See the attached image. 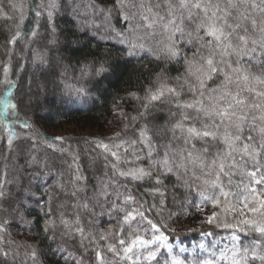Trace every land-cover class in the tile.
Wrapping results in <instances>:
<instances>
[{
    "label": "snow or ice",
    "instance_id": "snow-or-ice-1",
    "mask_svg": "<svg viewBox=\"0 0 264 264\" xmlns=\"http://www.w3.org/2000/svg\"><path fill=\"white\" fill-rule=\"evenodd\" d=\"M0 28V264H264V0H0ZM69 35L105 54L73 65ZM134 61L159 71L120 131L37 130L34 101H82ZM192 206L211 240L176 253Z\"/></svg>",
    "mask_w": 264,
    "mask_h": 264
},
{
    "label": "trees",
    "instance_id": "trees-1",
    "mask_svg": "<svg viewBox=\"0 0 264 264\" xmlns=\"http://www.w3.org/2000/svg\"><path fill=\"white\" fill-rule=\"evenodd\" d=\"M79 37L68 36L69 45L68 51L64 55L70 60L73 65L77 62H83L84 60L91 61L93 58L100 57L105 54V48L103 46L96 47L93 44L71 43L73 39ZM5 34L2 28H0V59L4 58V44ZM22 47V45H20ZM112 57L115 58L118 54L113 51ZM182 69L172 66L171 75L175 76L178 71ZM159 71V66L150 63L149 61H143L137 64L135 61L131 64L124 66L121 75L111 81L110 84L105 85L106 90H100L99 92H92L90 97L85 98L82 101H76L71 104H60L59 102H45L44 98L33 102V110L37 116H46L45 119L35 120L37 130L44 136L48 132L54 131L59 125L72 126L75 132L88 134L89 140L101 139L97 135L105 133L110 128L116 127L122 128L124 121L120 118L119 113L113 109V105L117 102L123 104L122 111L129 116L134 114L135 101L129 96L131 92L142 93L145 83L152 77L153 73ZM48 101L52 98L49 96ZM23 111V105H21ZM10 119V117H9ZM93 133V134H92ZM114 133V132H113ZM92 134V135H91ZM68 138V136H67ZM83 142V141H82ZM81 149L84 148L83 143L80 145ZM186 193H180L181 199ZM194 197V193L192 194ZM178 207L174 205L171 196L168 200V209H175ZM107 227V225H105ZM15 235V233H14ZM192 236V237H191ZM171 239L179 238L183 241L191 242L198 238L195 233L190 235L185 234H169ZM18 239H24V235H18ZM32 240L33 237H28ZM46 264H57L55 259L46 261ZM162 264V262H161Z\"/></svg>",
    "mask_w": 264,
    "mask_h": 264
},
{
    "label": "rangeland",
    "instance_id": "rangeland-1",
    "mask_svg": "<svg viewBox=\"0 0 264 264\" xmlns=\"http://www.w3.org/2000/svg\"><path fill=\"white\" fill-rule=\"evenodd\" d=\"M123 108V104L121 102H117L113 105V109L116 112H121ZM116 127L110 128V130L105 131V133L101 135H97L98 138L101 139H107L108 137L112 136L115 132L120 131L121 129L118 128L117 130ZM114 132V133H113ZM93 134V133H92ZM91 134V135H92ZM47 137L52 138V137H56V136H63L67 139H70L72 141H84L85 139H89L88 138V134L85 133H80V132H75V130H73L72 126H68V125H59L58 128L54 131H50L47 133ZM193 196V195H192ZM194 199H198V197L196 196V194L194 193ZM177 207H175V209H169L171 210L173 213L176 212ZM209 209H206V211H209ZM204 219V215L197 211V209L192 206L191 207V212L190 214H181L179 215V217L177 218L176 215H173L172 219L169 221V224L171 225L172 228L175 229V232H171L169 231L167 234L169 236V234H185V235H190L195 233L197 235L198 238L194 239L191 242H187V241H183L179 238H175V239H171L169 237V242L173 245V249L174 252L179 253V249L180 248H186L188 249V252L193 253V255H195L196 253L199 252V248L197 247V245L201 242H205L207 243L208 241L211 240V237H208L207 239L205 237L202 236V231H206L209 230V225L207 224H201V220ZM213 232H218L220 235H224L223 230L220 229H215L212 228L211 229ZM192 237V236H191ZM195 250V251H193ZM187 258L188 260H191L193 258V256H189L188 253H184L182 255L181 258ZM162 264H163V260H162Z\"/></svg>",
    "mask_w": 264,
    "mask_h": 264
}]
</instances>
